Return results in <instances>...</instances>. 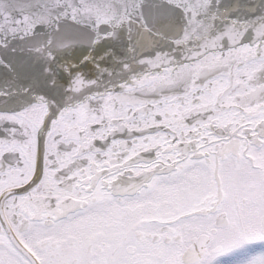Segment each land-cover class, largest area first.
Listing matches in <instances>:
<instances>
[{"label":"snow or ice","instance_id":"obj_1","mask_svg":"<svg viewBox=\"0 0 264 264\" xmlns=\"http://www.w3.org/2000/svg\"><path fill=\"white\" fill-rule=\"evenodd\" d=\"M0 264H264V0H0Z\"/></svg>","mask_w":264,"mask_h":264}]
</instances>
